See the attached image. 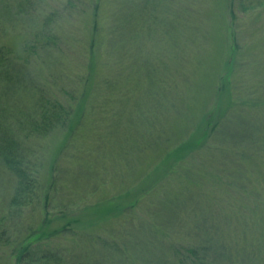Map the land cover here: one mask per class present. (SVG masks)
Listing matches in <instances>:
<instances>
[{"label": "rangeland", "instance_id": "1", "mask_svg": "<svg viewBox=\"0 0 264 264\" xmlns=\"http://www.w3.org/2000/svg\"><path fill=\"white\" fill-rule=\"evenodd\" d=\"M86 1L90 3L70 13L63 9V0H36L32 16L23 20L7 15L10 10L3 5H14L13 0H0V42L22 58L41 15L61 9L57 31L65 41L59 46L57 66L52 67V91L71 111L86 91L81 120L75 115L67 126L27 140L38 181L28 204L10 206L16 178L0 160V264H158L161 255L169 258L167 264H191L183 249L196 240L184 236L182 229L180 236L177 228L166 232L167 236L160 232L162 245L157 252L147 234L154 222L162 221L150 220L151 204L167 192L188 199L187 204L183 202L189 208L188 214L181 215L183 221L195 215L207 221L204 211L211 215L208 221H264V7L254 4L231 23L227 0H166L161 14L166 13L172 21L171 31L162 34V23L157 22L152 42L139 47L140 53L134 46L121 52L117 47L112 53L106 44L112 25L104 17L111 11L109 6L98 20L96 66L88 67L95 37L91 17L95 0ZM188 2L190 10L186 11ZM5 15L9 28L1 35ZM15 21L13 29L9 22ZM148 38L144 30L142 42ZM146 52L153 53L150 61L157 64L162 71L160 79L166 82L155 90L162 94L164 105L167 98L162 90L172 81L173 85L182 82L174 108L148 112L151 101L134 108L118 104L120 95H131L134 89L133 80L124 81V72L129 73L134 58H138L134 69L144 65L141 57ZM232 53L234 60L226 69L224 63ZM115 67L123 71L122 82L116 87L113 80L120 77L115 75ZM40 68L38 65L39 77L47 73ZM222 83L223 92L219 89ZM133 96L146 97L145 89ZM240 107L257 117L258 136L246 134L233 140L214 133L202 137L197 148L181 161L165 165L166 171L154 177L164 176L162 181L151 182L167 149L183 140H198L206 127L216 126L227 112ZM136 109L149 113L146 115L154 126L149 125L146 133H138L137 118L136 128L128 119ZM122 110H126L127 120L119 122L115 136L107 135L106 131L116 128V116ZM124 131L125 137L121 135ZM101 143L105 146L98 151ZM208 145L225 146L228 151L212 153ZM138 146L143 149L140 153L136 152ZM115 159L119 167L114 173ZM259 227H255L257 232Z\"/></svg>", "mask_w": 264, "mask_h": 264}, {"label": "trees", "instance_id": "2", "mask_svg": "<svg viewBox=\"0 0 264 264\" xmlns=\"http://www.w3.org/2000/svg\"><path fill=\"white\" fill-rule=\"evenodd\" d=\"M13 1L15 2L14 5H10L9 3L3 5L0 2V5L8 7L10 10L7 15L23 20L26 17L32 16L30 11L36 6V0ZM63 2V9L70 13L77 11L81 5L90 3L86 0H63ZM165 3L166 0H95L94 9L91 11L93 19L92 34H95V37L92 36L94 39L90 44L92 56L90 55L88 67L96 66L95 60H98V52L97 50L95 51L96 39L100 41V37H97L100 31L98 20L101 18L102 12L106 11L109 6H111V11L108 13L109 16L104 17H107V20L112 25V29L111 36L108 37L106 44L107 50L115 53L117 47L120 49L118 52H121L126 47L130 48L134 46L136 50L142 47L144 43L148 46L152 42L151 34L156 31L154 24L157 22L162 23V34L171 31L174 27L172 21L168 20L169 17L165 16L166 13H163L164 11L161 14ZM248 3L250 5H246ZM254 4L264 7V0H227V9L231 23L238 19L239 15L243 14V12L247 13ZM189 5L188 2L184 10L189 11ZM61 14V9L56 8L49 9L41 15L40 22L35 28L34 35L31 37L33 40L26 42V53L23 58L21 56L16 57L13 48L9 47L6 43L0 42V160L5 168L16 178V184L10 199V206L16 208L28 204L32 199L34 190L38 187L35 173L37 165L31 157L33 150L30 148L27 140L34 137H45L54 129L67 126L73 116L76 115L79 120L83 116L84 103L82 100L85 98L86 91L76 102L72 111L52 91L55 79L52 67L57 66L55 64L57 62L56 59L60 57L59 46L61 42L65 41V37L57 31V21L61 18ZM4 17L6 19V26L1 35H5L6 28H9L8 17L6 18V15ZM9 24L14 29L16 21L9 22ZM144 30L149 35L147 42L146 40L142 42ZM137 51L140 53L141 48ZM152 54L149 55L146 52V56L141 57L145 63L144 65H140L137 70L134 69V66L137 64L138 58H134L129 73L124 72V81L128 84L127 80H133L134 89L131 95L128 93L120 95L118 104L123 108H129V105L132 108L134 106L143 107L151 101L152 104L148 112H152V109L155 112H159L162 109H167L166 107L168 106L174 108V103L178 101L177 96L183 90L180 80L175 85H173L172 81L167 89L162 90L167 98L165 105L160 91H155L157 87L161 89V86L166 84V82L163 80V77L160 79L162 71L156 66L157 64L150 61ZM153 59L156 60V57H153ZM228 60L224 63L226 69H229L234 60L233 53ZM38 65L41 66V70L47 72L45 75L39 77ZM114 70L115 75L117 74L120 77V79L115 77L116 79L113 80V85L116 87L122 82L123 71L121 72L120 69L116 70V67ZM223 77L227 78L228 76L225 73ZM224 87L225 85L222 83L219 89L223 92ZM144 89L146 97L135 98L133 96L134 93L139 92V90L143 91ZM219 104L214 110L219 108ZM177 108L178 106H176ZM125 111L118 112L114 123L116 128L110 129V132L106 131L107 135L115 136L117 134L119 122H123L125 118L127 120L128 115H126ZM146 114L149 113L136 109L131 117H128V119L130 118V122L133 120V124L131 123L132 128H136L134 118H137L138 126L141 128L138 129V133L140 130H144V133H146L149 125L150 127L154 126ZM142 115L144 116L142 117ZM152 120L154 123L157 122L155 117H152ZM259 131L263 132L260 128ZM214 133L222 138H225L226 134L233 140L246 134L256 137L258 136V119L251 116L250 113L248 114L241 107L240 109H233L227 112L216 126L211 124V126L209 125L201 131L197 138L198 140H183L173 148L167 149L164 159L159 161L160 163L155 168V172H153L154 175H152L153 180L151 182L162 181L164 176L158 177L156 180H154V177L166 171L165 165H171V163L178 160L181 161L188 152L199 146V140L202 137L213 136ZM121 135L123 137L127 136L125 131ZM121 135L119 136L121 137ZM115 140L117 141L116 138ZM123 140L126 142L125 138ZM103 146H105V143H101L97 147V150L99 151ZM138 147H140L139 151L136 152H142L141 146ZM206 148L209 152L221 155L226 154L228 151L225 146L208 145ZM127 150L125 149L124 155ZM112 164V171L115 173V169L119 167L118 160L115 159L112 161ZM223 174L226 175L224 172ZM146 178L140 184L143 185ZM148 189L151 188L149 187ZM177 193L179 192L177 191ZM171 196L172 192H167L166 195H162L151 204L149 209L151 215L148 216L151 218V221L153 219L162 220L154 222L147 233L153 239L156 252L162 245L159 241V233L165 232L164 235L167 236L166 232H173L170 230L177 228L176 232L178 233L176 234L179 236V233L183 230L184 236L194 238L192 239L193 241L196 240L193 246L182 248L186 252L187 260H191V264H194V261L198 264H264V221H208L211 215L207 216L208 212L206 211L203 212V216L206 217L207 221H203L196 217V215L191 216L190 221H183L181 215L183 213L188 214L189 209L187 206H183V202L185 201L187 204L188 199H185L183 195L181 197L178 195L175 197ZM190 196L193 197L194 194L190 193ZM134 202H137L136 199ZM45 206H47L46 200ZM176 210L179 212H176ZM194 213L195 209L192 211V215ZM219 219L220 216L217 215L216 220ZM78 220L74 219V221ZM258 225L260 227L257 232L255 227ZM138 232L141 234L144 231L140 230ZM178 238L180 239V237ZM179 251L180 247L177 250V254ZM161 257V263L158 264H167L169 258L164 255H161ZM209 258L212 259L209 260ZM172 264L174 263L172 262Z\"/></svg>", "mask_w": 264, "mask_h": 264}]
</instances>
